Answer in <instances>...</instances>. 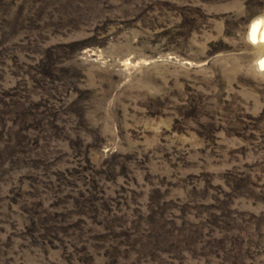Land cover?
Here are the masks:
<instances>
[{
  "label": "rangeland",
  "instance_id": "1",
  "mask_svg": "<svg viewBox=\"0 0 264 264\" xmlns=\"http://www.w3.org/2000/svg\"><path fill=\"white\" fill-rule=\"evenodd\" d=\"M264 0H0V264H264Z\"/></svg>",
  "mask_w": 264,
  "mask_h": 264
},
{
  "label": "bare ground",
  "instance_id": "2",
  "mask_svg": "<svg viewBox=\"0 0 264 264\" xmlns=\"http://www.w3.org/2000/svg\"><path fill=\"white\" fill-rule=\"evenodd\" d=\"M251 39L252 40H264V18H259L254 21L252 30H251ZM263 49V56L260 61H262V65L264 66V44L260 46Z\"/></svg>",
  "mask_w": 264,
  "mask_h": 264
}]
</instances>
